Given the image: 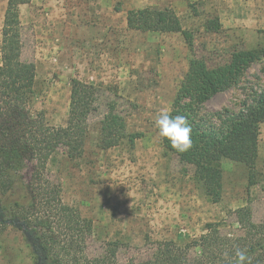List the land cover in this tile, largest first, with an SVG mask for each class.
Returning a JSON list of instances; mask_svg holds the SVG:
<instances>
[{
	"label": "rangeland",
	"instance_id": "1",
	"mask_svg": "<svg viewBox=\"0 0 264 264\" xmlns=\"http://www.w3.org/2000/svg\"><path fill=\"white\" fill-rule=\"evenodd\" d=\"M6 7L7 0H0V45ZM148 7L172 10L191 45L181 33L137 31L130 13ZM18 12L21 60L35 66L31 114L63 127L71 81L96 88L83 153L60 148L44 171V179L59 186L61 202L91 222L89 257L115 242L120 264L142 261L156 243L183 245L208 223H220L223 234H241L249 221L264 220V123L256 184L249 186L245 167L224 160L218 203L201 189L208 170L166 152L154 126L160 112L171 110L191 59L212 68L227 63L234 51L264 45V0H29ZM210 20L218 21V30L206 29ZM263 63L252 65L241 83L212 97L204 109L238 110L263 87ZM114 113L124 119L126 137L102 150L100 122ZM127 135L136 138L131 143ZM242 207H249L250 218L236 214ZM0 264H33L22 233L10 225L0 231Z\"/></svg>",
	"mask_w": 264,
	"mask_h": 264
},
{
	"label": "trees",
	"instance_id": "2",
	"mask_svg": "<svg viewBox=\"0 0 264 264\" xmlns=\"http://www.w3.org/2000/svg\"><path fill=\"white\" fill-rule=\"evenodd\" d=\"M29 0H7L0 45V231L8 225L18 229L30 249L33 264H120L117 244L94 258L86 254L91 222L63 204L60 188L44 179L47 162L60 148L81 155L88 133V117L95 110L96 88L78 79L71 81L69 111L65 126L50 127L41 113L33 115L35 66L21 60L18 9ZM129 21L142 33H181L189 45L191 36L170 9L144 8L130 13ZM220 27L217 20L206 23L208 31ZM264 62V45L234 51L229 61L209 68L202 59H191L173 100L170 115L185 116L191 126L192 147L180 153L167 139L164 150L183 164L206 168L201 181L204 196L218 203L222 195L224 160L245 167L249 186L256 184L260 125L264 123V85L254 90L238 110L206 111L215 95L242 82L250 67ZM264 81V63L260 70ZM100 148L119 145L126 137L124 119L106 114L100 122ZM132 143L136 138L127 135ZM26 169H29V174ZM26 171L27 177L23 172ZM250 218L249 207L236 210ZM220 223H208L204 233L183 245L173 241L155 244L142 261L125 264H228L237 249L245 250L251 264H264V220L248 222L241 234H223Z\"/></svg>",
	"mask_w": 264,
	"mask_h": 264
},
{
	"label": "clouds",
	"instance_id": "3",
	"mask_svg": "<svg viewBox=\"0 0 264 264\" xmlns=\"http://www.w3.org/2000/svg\"><path fill=\"white\" fill-rule=\"evenodd\" d=\"M154 126L158 137L167 139L177 152L184 153L192 147L191 126L185 116H172L165 110L156 116ZM228 264H251V259L245 250L237 249Z\"/></svg>",
	"mask_w": 264,
	"mask_h": 264
}]
</instances>
